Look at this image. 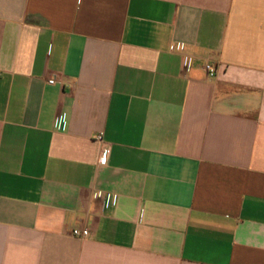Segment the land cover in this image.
I'll use <instances>...</instances> for the list:
<instances>
[{"label":"crops","instance_id":"1","mask_svg":"<svg viewBox=\"0 0 264 264\" xmlns=\"http://www.w3.org/2000/svg\"><path fill=\"white\" fill-rule=\"evenodd\" d=\"M0 264H264V0H0Z\"/></svg>","mask_w":264,"mask_h":264},{"label":"built area","instance_id":"2","mask_svg":"<svg viewBox=\"0 0 264 264\" xmlns=\"http://www.w3.org/2000/svg\"><path fill=\"white\" fill-rule=\"evenodd\" d=\"M191 62H192V60L189 59L188 60V63L190 64ZM204 67H205L206 71L208 72V74L211 77H214L217 74V72H218L217 65H215V64H213L211 62H206V64H205ZM49 82L51 84H54L55 83L54 80H50ZM97 140H99L100 142H103V136L102 135L97 136ZM100 161H101V163H104L106 161L105 155H102L101 156ZM73 235H75V236H77L79 238L85 239V238L89 237L90 232L87 229H85V230L74 229L73 230Z\"/></svg>","mask_w":264,"mask_h":264}]
</instances>
